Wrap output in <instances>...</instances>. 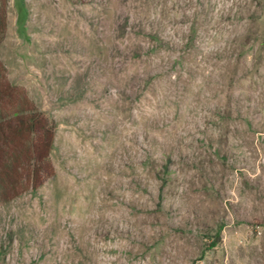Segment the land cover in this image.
I'll list each match as a JSON object with an SVG mask.
<instances>
[{"label": "rangeland", "instance_id": "rangeland-1", "mask_svg": "<svg viewBox=\"0 0 264 264\" xmlns=\"http://www.w3.org/2000/svg\"><path fill=\"white\" fill-rule=\"evenodd\" d=\"M0 1L55 171L0 264H264V0Z\"/></svg>", "mask_w": 264, "mask_h": 264}, {"label": "trees", "instance_id": "trees-1", "mask_svg": "<svg viewBox=\"0 0 264 264\" xmlns=\"http://www.w3.org/2000/svg\"><path fill=\"white\" fill-rule=\"evenodd\" d=\"M5 15L6 3L0 1V46ZM53 140V127L27 92L9 82L0 61V199L9 201L35 191L54 176L50 159Z\"/></svg>", "mask_w": 264, "mask_h": 264}]
</instances>
